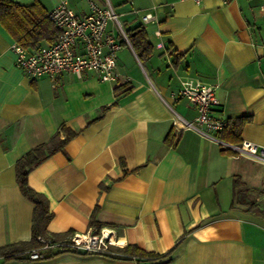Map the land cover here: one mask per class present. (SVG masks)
Listing matches in <instances>:
<instances>
[{
	"label": "crops",
	"instance_id": "0c3cea01",
	"mask_svg": "<svg viewBox=\"0 0 264 264\" xmlns=\"http://www.w3.org/2000/svg\"><path fill=\"white\" fill-rule=\"evenodd\" d=\"M39 1L49 11L63 0ZM66 1L79 16L90 12L91 1L106 2ZM260 3L115 0L123 29L143 27L151 51L139 58L122 43L114 82L93 71L82 77L68 71L26 76L15 64V40L0 23V247L32 236L34 204L19 189L16 160L64 125L75 135L28 174L29 186L47 198L52 212L48 236L106 227L116 246L171 250L165 264H264V167L183 128L197 111L186 99L173 98L184 79L217 85L218 114L227 124L218 136L264 146ZM146 13L151 19L144 20ZM107 30L121 41L111 21ZM117 83L131 90L116 98ZM170 134L173 143L165 141ZM235 176L241 183L233 189ZM95 208L97 224L91 225ZM157 262L114 251L0 256V264Z\"/></svg>",
	"mask_w": 264,
	"mask_h": 264
},
{
	"label": "built area",
	"instance_id": "2783aa9c",
	"mask_svg": "<svg viewBox=\"0 0 264 264\" xmlns=\"http://www.w3.org/2000/svg\"><path fill=\"white\" fill-rule=\"evenodd\" d=\"M197 4L201 0H194ZM260 10L264 13V0ZM48 17L58 33L52 42L27 49L14 42L11 46L15 55V64L30 78L54 76L61 71H68L82 77L89 71L95 72L102 81L114 82L118 78L117 51L122 43L129 40L117 14L109 0L104 6L90 2V12L79 16L66 0L61 1L48 11ZM144 20L151 19L146 13ZM111 21L121 41L107 30ZM161 46V44H159ZM217 85L199 80L184 79L173 98H184L196 108L193 121H186L183 128L193 129L220 144L224 149L233 150L239 156H245L264 167V146L243 139L239 144H231L219 138L225 127V119L218 114L220 104L216 95ZM41 245L27 252L29 259L42 258L51 251H86L99 254L111 252L116 246L113 230L101 227L74 233L67 238L55 239L39 236Z\"/></svg>",
	"mask_w": 264,
	"mask_h": 264
},
{
	"label": "trees",
	"instance_id": "16d2710c",
	"mask_svg": "<svg viewBox=\"0 0 264 264\" xmlns=\"http://www.w3.org/2000/svg\"><path fill=\"white\" fill-rule=\"evenodd\" d=\"M0 23L11 34L16 43L27 49L44 45L46 42H52L58 33L57 28L48 17V11L39 0H34L29 4H23L13 0H0ZM125 33L128 37L130 45H132L135 49L139 58H142L143 50L151 49L150 44L147 43L146 33L143 27H135L131 30H125ZM130 90L131 85H128L127 83H117L113 87V92L116 98L128 93ZM105 109L106 107L102 108L101 111ZM226 127L227 124L222 131H224ZM61 134L63 135L61 136ZM74 135L75 133L70 128L62 125L60 130L55 132L48 141L36 145L16 160L15 176L19 189L21 193L34 204L31 221L32 236L28 242L8 243L1 246L0 256L3 258H29L27 252L38 248L41 245L37 238L39 236H48L46 227L52 217V212L49 209L47 198L29 186L28 174L45 158L59 150H62L66 143ZM219 138L228 142L221 136H219ZM165 141L167 143H173V136L171 134L167 135ZM228 143L239 144L232 142ZM222 150L231 151L232 153L234 152L230 149L222 148ZM122 164L124 165L123 162ZM240 183L241 181L239 177L235 176L233 178V189ZM95 211L96 208L91 216V225L97 224L94 218ZM50 237L55 238L58 236L55 235ZM111 251L121 253L126 256H132L138 261H159L156 264H165L169 261L171 255V250L163 253L146 251L135 244H127L124 247L111 246Z\"/></svg>",
	"mask_w": 264,
	"mask_h": 264
},
{
	"label": "rangeland",
	"instance_id": "374dc122",
	"mask_svg": "<svg viewBox=\"0 0 264 264\" xmlns=\"http://www.w3.org/2000/svg\"><path fill=\"white\" fill-rule=\"evenodd\" d=\"M110 3L113 5V9H114V11H115V13L116 14H118L117 12V9H116V6H114V4H115V0H110Z\"/></svg>",
	"mask_w": 264,
	"mask_h": 264
}]
</instances>
